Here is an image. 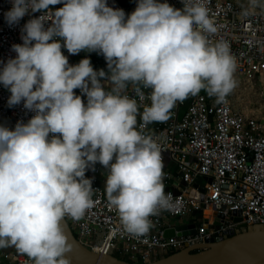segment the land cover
Instances as JSON below:
<instances>
[{"label":"clouds","instance_id":"9594fccd","mask_svg":"<svg viewBox=\"0 0 264 264\" xmlns=\"http://www.w3.org/2000/svg\"><path fill=\"white\" fill-rule=\"evenodd\" d=\"M181 3L136 0L126 14L106 0H11L3 13L10 26L40 14L24 22L22 42L10 46L15 55L0 62L7 105L22 101L33 113L12 127L0 124V248L14 246L32 264H71L61 221L92 207L85 171L97 161L127 232H147L149 216L173 206L160 146L138 129L137 115L140 127L163 121L190 94L203 89L222 101L236 83L229 43L208 38L217 26L206 0ZM62 47L102 54L107 71L94 69L89 56L70 64Z\"/></svg>","mask_w":264,"mask_h":264},{"label":"built area","instance_id":"2783aa9c","mask_svg":"<svg viewBox=\"0 0 264 264\" xmlns=\"http://www.w3.org/2000/svg\"><path fill=\"white\" fill-rule=\"evenodd\" d=\"M106 3L123 8L127 14L135 7L136 0L126 4L119 0H106ZM168 3L182 8L181 0H168ZM59 6L48 5L52 9ZM10 7L11 0H0V62L15 55L10 46L22 42L20 29L24 22L40 14L39 11L26 13L10 26L3 16ZM206 7L217 26L215 33L207 34L209 40L222 38L229 43L236 60L233 78L257 81L263 106L237 108L230 92L224 100L217 101L214 95L199 91L178 101L166 120L151 121L140 127L138 114V129L160 146L164 191L171 195L173 206L151 214L147 232L139 235L127 232L104 191L107 169L95 162L94 168L85 171V176L92 177V207L79 219L64 217L75 237L92 250L144 263L222 237L242 225L264 224V0H206ZM61 51L70 64L89 56L94 69L107 71L102 54L84 50L71 54L63 47ZM105 84L110 86L107 81ZM130 89L131 85L126 91L131 96ZM143 90L145 98H137L141 110L149 103L150 89ZM73 91L85 100L78 88ZM9 95L8 89L0 84V124L12 127L18 119L26 121L33 113L23 107L22 101L9 107L6 103ZM171 217L180 222L172 224ZM169 228L174 233L165 235ZM198 249L201 247L195 250ZM0 264L32 262L12 246L0 248Z\"/></svg>","mask_w":264,"mask_h":264},{"label":"water","instance_id":"95a60500","mask_svg":"<svg viewBox=\"0 0 264 264\" xmlns=\"http://www.w3.org/2000/svg\"><path fill=\"white\" fill-rule=\"evenodd\" d=\"M61 223L72 244L71 251L65 253L72 264H264V224L242 225L230 229L222 237L186 246L148 262L136 263L90 249L75 237L65 218ZM173 233V228L164 232L165 235ZM198 247L201 249L195 250Z\"/></svg>","mask_w":264,"mask_h":264},{"label":"rangeland","instance_id":"374dc122","mask_svg":"<svg viewBox=\"0 0 264 264\" xmlns=\"http://www.w3.org/2000/svg\"><path fill=\"white\" fill-rule=\"evenodd\" d=\"M235 86L230 91V96L233 104L237 108L242 109H255L263 106V100L261 99L257 81L254 79L248 81L242 77H234ZM203 90V89H202ZM172 221H177L176 217H171Z\"/></svg>","mask_w":264,"mask_h":264},{"label":"crops","instance_id":"0c3cea01","mask_svg":"<svg viewBox=\"0 0 264 264\" xmlns=\"http://www.w3.org/2000/svg\"><path fill=\"white\" fill-rule=\"evenodd\" d=\"M119 1L122 2V3H125V4H126V3H129L131 0H119ZM102 79H103V78H102ZM200 91L205 92V90H202V89H201ZM103 187H104V184H103ZM178 222H180L178 219H177V221H175V222L171 220V223H172V224H175V223H178ZM11 247H12V246H8V247H5L4 249H9V248H11Z\"/></svg>","mask_w":264,"mask_h":264}]
</instances>
